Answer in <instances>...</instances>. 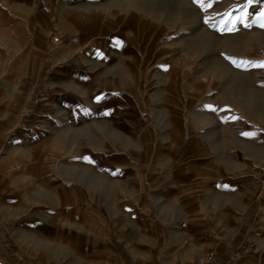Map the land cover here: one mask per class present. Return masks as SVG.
<instances>
[{
  "label": "rangeland",
  "instance_id": "obj_1",
  "mask_svg": "<svg viewBox=\"0 0 264 264\" xmlns=\"http://www.w3.org/2000/svg\"><path fill=\"white\" fill-rule=\"evenodd\" d=\"M262 13L0 0V264H264Z\"/></svg>",
  "mask_w": 264,
  "mask_h": 264
},
{
  "label": "built area",
  "instance_id": "obj_2",
  "mask_svg": "<svg viewBox=\"0 0 264 264\" xmlns=\"http://www.w3.org/2000/svg\"><path fill=\"white\" fill-rule=\"evenodd\" d=\"M201 264H224L223 261L215 253H206L201 258Z\"/></svg>",
  "mask_w": 264,
  "mask_h": 264
},
{
  "label": "crops",
  "instance_id": "obj_3",
  "mask_svg": "<svg viewBox=\"0 0 264 264\" xmlns=\"http://www.w3.org/2000/svg\"><path fill=\"white\" fill-rule=\"evenodd\" d=\"M0 208H2L1 203H0ZM202 254H204V252H202ZM204 255H205V254H204Z\"/></svg>",
  "mask_w": 264,
  "mask_h": 264
},
{
  "label": "snow or ice",
  "instance_id": "obj_4",
  "mask_svg": "<svg viewBox=\"0 0 264 264\" xmlns=\"http://www.w3.org/2000/svg\"><path fill=\"white\" fill-rule=\"evenodd\" d=\"M249 2H251V0H249ZM261 15H264V13H262ZM262 26H264V25H262Z\"/></svg>",
  "mask_w": 264,
  "mask_h": 264
}]
</instances>
